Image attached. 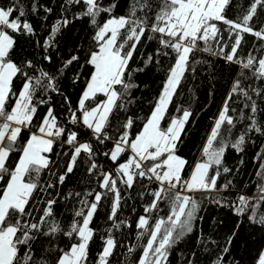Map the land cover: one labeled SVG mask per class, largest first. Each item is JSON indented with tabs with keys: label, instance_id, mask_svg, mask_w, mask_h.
<instances>
[{
	"label": "snow or ice",
	"instance_id": "1",
	"mask_svg": "<svg viewBox=\"0 0 264 264\" xmlns=\"http://www.w3.org/2000/svg\"><path fill=\"white\" fill-rule=\"evenodd\" d=\"M232 4L233 0H131L127 14L118 16L116 0H62L61 18L52 25L43 42L36 40V46L42 50L40 59L20 63L12 58L15 36L34 37L36 30L26 19L28 11L23 0L0 6V264H90V245L97 234L91 225L104 201H109L107 220L111 223L105 229L106 235L100 236L102 249L96 253L95 264H110L117 247L114 231L132 227L118 218L125 202L122 193L130 192L137 184L141 200L145 194L151 197L135 224L139 230L137 240L147 239L146 243L129 246L127 253L130 255L141 247L134 264H168L172 250L193 233L197 220H203L198 215L200 202L194 194L221 190L217 183L225 146L217 148L214 143L224 125L229 130L235 125L229 114L234 96L244 99L243 108L249 109V114L245 117L242 109L240 116L249 124L246 133L231 147L242 152L247 133L264 135V125L256 119V114L264 110L253 99L254 95L264 100V87L244 88L240 79L233 83L201 158L191 167L187 178L184 173L188 161L177 152L191 112L178 110L182 116L173 117L164 126L168 107L196 52L220 56L250 71L255 81H264V26L258 30L252 26L258 8H264V0H252L235 20L227 16ZM41 7L45 13H52L51 7ZM71 8L81 10L73 11L71 17L65 16L63 13ZM30 11L33 15L39 11L37 0H32ZM102 15L103 22L99 19ZM79 20H86L95 29L93 45L84 53L83 60L78 51L69 50L65 57L57 51L56 44L62 29ZM245 34L255 37L260 44L242 59L238 51ZM149 43H155L154 51L146 59L142 54L143 65L130 70L138 46ZM165 60L169 66L163 87L150 113L141 120L142 127L133 135L132 129L141 119L128 114L137 99L132 91L140 87L134 74L153 65L163 68ZM44 62L52 69H47ZM74 64L79 70L74 73L71 85L80 86L75 105L60 86ZM240 76L250 78L244 71ZM17 80L21 81L18 90ZM53 94L61 97L65 109L60 116L52 102ZM45 106L46 111L37 121L39 109ZM117 109L125 115L113 126L111 117ZM25 131L28 136L21 143ZM57 147L68 150L57 152ZM14 153H18V158L13 157ZM53 154L67 158L63 167L52 158ZM98 155L110 162V170H104L97 162ZM80 160L86 163L87 174L95 176L99 190L69 192L63 197L65 201H75L72 219L64 226L54 212L60 193L53 195L49 190L63 185ZM53 167L57 172L52 171ZM222 170L231 171L227 167ZM45 172L56 177L55 181L42 183ZM230 183L221 188L226 190ZM259 192L256 204L245 196L231 205L221 198L211 199L218 207H231L238 217L246 216L251 225L264 228V215L254 210L264 202V186ZM161 204L169 208L164 217L158 215ZM152 219L154 223H150ZM242 223L243 220L237 223L222 248L214 239L205 240L202 234L197 238L204 252L211 254L208 244L221 248L211 264H232L228 257ZM58 237L66 238L64 247L55 243ZM45 240L48 246L37 257L35 245ZM48 253H56L51 262L45 258ZM195 256V252L191 253L187 264H194ZM255 264H264V250L258 253Z\"/></svg>",
	"mask_w": 264,
	"mask_h": 264
},
{
	"label": "trees",
	"instance_id": "2",
	"mask_svg": "<svg viewBox=\"0 0 264 264\" xmlns=\"http://www.w3.org/2000/svg\"><path fill=\"white\" fill-rule=\"evenodd\" d=\"M13 0H0V6L7 7L12 4ZM62 0H37L39 11L33 15L30 11L32 0H23L27 6L26 11L28 15L26 19L32 23L37 35L34 37H26L23 35L15 36L16 45L12 53V58L20 63L26 59L39 60L42 50L36 46V40L43 42L51 30L52 25L57 19L61 18L60 3ZM118 7L115 9L116 15H126L129 10L131 0H116ZM252 0H233L230 10L227 12L229 19L235 20L237 15L242 14L244 10L250 5ZM242 5L243 8L237 7ZM51 7L52 13L47 14L43 11V7ZM80 8H71L64 12L65 16L71 17L73 11H79ZM47 16V19H43ZM105 17L102 15L99 19L103 22ZM252 26L257 30L264 26V8H258L257 16L252 22ZM95 29L86 22V20L75 21L62 31L56 37L57 51L67 57L69 50L78 51V54L83 60L84 53L93 45V35ZM227 39V33L224 34ZM260 44L255 37L245 34L244 42L238 51L239 57L246 58L247 54L258 47ZM156 48L155 43H149L147 46L141 44L138 46V51L134 55V59L130 62V70L143 65L141 55L146 59L148 53L153 52ZM230 50V49H228ZM257 56L259 52H255ZM55 58V56H54ZM199 61V63H196ZM164 67L160 68L155 65L148 67L143 72L134 74V81L140 85L139 88L132 91V96L136 97V102L130 107L129 113L134 118L140 117L132 129L133 135L142 127L141 120L146 117L154 102L158 97L164 80L166 78V69L169 66L167 60L162 61ZM47 69H52L51 65L44 62ZM192 69H195L193 71ZM54 70V69H53ZM79 70L78 65H73L66 73V78L60 82L61 89L69 95L73 105H75L80 86L73 87L71 79L76 71ZM244 71V75L250 77L245 79L240 76V72ZM251 72L243 70L240 65L226 62L222 57L211 55L205 52H196L193 55L190 69L185 73L172 102L168 107L164 126L173 117H179L183 110L187 109L191 112L188 122L185 124L184 133L181 136V143L178 145L177 154L188 161V166L184 173L185 178L190 174L191 167L201 158L202 149L206 145L209 136L211 135L215 121L221 111L226 98L228 97L233 83L240 79L244 88L264 87V81H255L251 78ZM21 86V81L15 82V88L18 90ZM264 95V94H262ZM253 99H257L259 107L264 110V100H260L253 95ZM52 102L58 116L64 113L65 109L61 106V97L53 94ZM245 101L241 96H234L230 103L229 114L234 118L235 125L229 130V126L224 125L221 129L218 140L214 143V147H220L221 144L225 146V152L222 157L221 175L217 183V188L221 189L213 193H195V198L200 202L199 216L203 220L196 221V227L192 234L187 236L180 244H178L169 256L168 264H187V258H191V253L195 252L194 264H211V261L216 258L217 254L223 247L226 238L232 234L237 223L243 220L237 238L235 239L231 255L228 257L232 264L239 261V264H255V258L261 250H264V228L251 225L246 216L238 217L234 214L231 207H218L212 202L211 198H221L228 204L238 203L240 196L247 197L250 202L256 204L257 197L260 195L259 189L264 186V135L256 133H247L243 151L237 152L231 147L236 139L246 133L249 121L241 119L240 113L243 109L245 117L249 114V109H244ZM235 109V111H232ZM46 111V106L39 109L36 120L38 121L43 113ZM124 113L119 109L111 117L113 126L118 125ZM256 119L264 125V111L256 114ZM112 129L109 130L111 134ZM28 132L22 133L21 143L27 138ZM81 139L86 137L81 136ZM111 147V144H108ZM67 147L63 150L56 148L57 152L67 151ZM14 158H18V153L13 154ZM54 160H58L61 167H63L66 157H57L53 154ZM97 162L104 166V170H110L111 164L103 156H97ZM223 167L229 168L231 171L223 173ZM87 165L83 160L78 161L77 166L72 174H69L63 185H57L55 189H50L53 195L58 191L60 198L54 206L56 218L59 219L64 226L70 223L72 219L71 210L75 205L74 200L65 201L63 197L69 192H81L86 189H98V184L95 176H89L86 171ZM53 172H57L55 167ZM55 181L56 177L50 176L45 172L41 176V182L46 183L49 180ZM229 184V187L224 190L221 188L224 184ZM155 188V185L151 186ZM140 186L137 184L133 190L124 195V203L121 207L118 218L127 221L132 227H122L119 232L113 233L117 240V247L114 250L113 256L110 258V264H124L128 256L127 248L129 246H137L138 244L146 243L147 237L137 240L138 231L135 224L140 215H143V206L150 202L151 197L145 194L144 199L141 200L137 195L140 192ZM39 195V194H37ZM45 199L48 197L45 196ZM43 207V205H41ZM162 211L159 216H166L169 208L166 204H161ZM135 209V210H133ZM255 212L264 215V202H260L255 207ZM109 201L102 202L98 209L94 222L91 225L97 229V234L90 245V264H95L96 253L102 249L101 235H106L105 229L110 226V221L107 220L109 213ZM251 213L252 209L248 210ZM152 219L150 223H154ZM203 236L205 240L209 238L216 240L221 248L216 245L208 244L207 247L211 249V254L204 252L203 245L198 243L197 238ZM59 247H64L66 238L58 237L55 241ZM48 246L47 241H40L35 245L36 256L40 257L43 254V248ZM142 252L141 247H136L133 256V263L138 260ZM56 253H48L46 259L53 261Z\"/></svg>",
	"mask_w": 264,
	"mask_h": 264
},
{
	"label": "built area",
	"instance_id": "3",
	"mask_svg": "<svg viewBox=\"0 0 264 264\" xmlns=\"http://www.w3.org/2000/svg\"><path fill=\"white\" fill-rule=\"evenodd\" d=\"M134 254H135V251L133 253H131L130 255L128 254L124 264H132Z\"/></svg>",
	"mask_w": 264,
	"mask_h": 264
},
{
	"label": "rangeland",
	"instance_id": "4",
	"mask_svg": "<svg viewBox=\"0 0 264 264\" xmlns=\"http://www.w3.org/2000/svg\"><path fill=\"white\" fill-rule=\"evenodd\" d=\"M180 116H182V114H181ZM180 116H179V117H180Z\"/></svg>",
	"mask_w": 264,
	"mask_h": 264
}]
</instances>
